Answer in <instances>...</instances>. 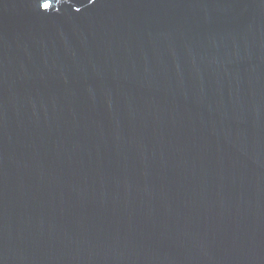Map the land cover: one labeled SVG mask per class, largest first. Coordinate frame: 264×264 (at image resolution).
<instances>
[{
	"label": "water",
	"instance_id": "obj_1",
	"mask_svg": "<svg viewBox=\"0 0 264 264\" xmlns=\"http://www.w3.org/2000/svg\"><path fill=\"white\" fill-rule=\"evenodd\" d=\"M0 264H264V0H0Z\"/></svg>",
	"mask_w": 264,
	"mask_h": 264
}]
</instances>
